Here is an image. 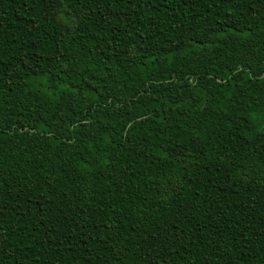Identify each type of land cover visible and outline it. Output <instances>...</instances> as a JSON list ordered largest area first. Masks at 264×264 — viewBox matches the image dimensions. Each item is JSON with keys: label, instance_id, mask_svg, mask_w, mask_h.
<instances>
[{"label": "trees", "instance_id": "obj_1", "mask_svg": "<svg viewBox=\"0 0 264 264\" xmlns=\"http://www.w3.org/2000/svg\"><path fill=\"white\" fill-rule=\"evenodd\" d=\"M0 264H264V0H0Z\"/></svg>", "mask_w": 264, "mask_h": 264}]
</instances>
